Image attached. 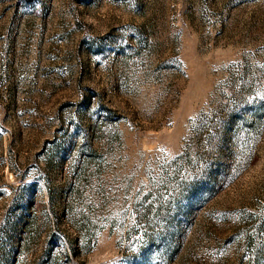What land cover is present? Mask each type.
Instances as JSON below:
<instances>
[{
	"label": "rangeland",
	"instance_id": "obj_1",
	"mask_svg": "<svg viewBox=\"0 0 264 264\" xmlns=\"http://www.w3.org/2000/svg\"><path fill=\"white\" fill-rule=\"evenodd\" d=\"M0 264H264V0H0Z\"/></svg>",
	"mask_w": 264,
	"mask_h": 264
}]
</instances>
